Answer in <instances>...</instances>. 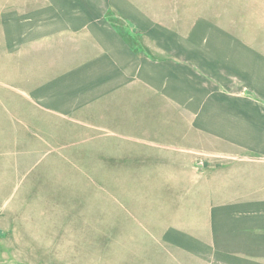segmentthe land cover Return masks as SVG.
Returning <instances> with one entry per match:
<instances>
[{"label": "crops", "instance_id": "crops-1", "mask_svg": "<svg viewBox=\"0 0 264 264\" xmlns=\"http://www.w3.org/2000/svg\"><path fill=\"white\" fill-rule=\"evenodd\" d=\"M0 57L4 121L83 154L155 145L177 230L229 259L232 236L264 238V0H0ZM9 68L40 71L16 89ZM156 122L157 140L124 126Z\"/></svg>", "mask_w": 264, "mask_h": 264}, {"label": "rangeland", "instance_id": "rangeland-1", "mask_svg": "<svg viewBox=\"0 0 264 264\" xmlns=\"http://www.w3.org/2000/svg\"><path fill=\"white\" fill-rule=\"evenodd\" d=\"M15 58L22 66L25 58ZM1 66L0 57V94L8 74ZM9 70L16 89L40 71ZM124 126L149 140L164 136L157 122ZM34 127L6 122L0 113V264H258L252 258L258 252L264 261V238L254 232L242 236L249 244L232 236L229 259L217 251V235L177 230L182 219L170 217L177 204L164 202L169 188L155 186L169 174L155 145L123 140L121 154L107 155L91 141V153L83 154L84 143L58 148Z\"/></svg>", "mask_w": 264, "mask_h": 264}]
</instances>
